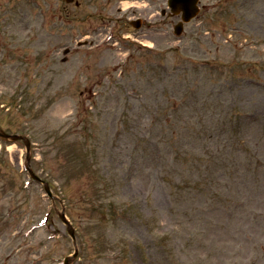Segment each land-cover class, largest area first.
I'll return each mask as SVG.
<instances>
[{
	"label": "rangeland",
	"instance_id": "rangeland-1",
	"mask_svg": "<svg viewBox=\"0 0 264 264\" xmlns=\"http://www.w3.org/2000/svg\"><path fill=\"white\" fill-rule=\"evenodd\" d=\"M77 1L0 0V264H264V0Z\"/></svg>",
	"mask_w": 264,
	"mask_h": 264
},
{
	"label": "water",
	"instance_id": "water-1",
	"mask_svg": "<svg viewBox=\"0 0 264 264\" xmlns=\"http://www.w3.org/2000/svg\"><path fill=\"white\" fill-rule=\"evenodd\" d=\"M67 2L73 3L74 0H67ZM198 3H199V0H169V6L171 7L174 15H178V14L182 13L183 22H181L175 28V31L178 35H180L183 32L184 22L188 23L198 15V13H199ZM0 138L6 142L14 143L17 141H23L26 144V147L28 149V154H27L28 165H27V168H28L33 179L42 182L34 174V172L32 171V169L30 167V160H31V142H30V140L25 136L9 135L3 131H0ZM45 186H46V190H47L48 194L50 195V197H52L54 199V197L52 196L51 190L49 188V185L47 183H45ZM60 217L63 220V222L67 225L68 230H69V234L71 235L73 242H74V246H75V254L71 257H68L65 260V264H73V262L75 261V259L78 256V252H79L78 247H77V237H76L75 229L72 226V224L69 222V220L67 219L65 212L60 213Z\"/></svg>",
	"mask_w": 264,
	"mask_h": 264
}]
</instances>
